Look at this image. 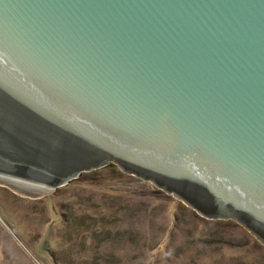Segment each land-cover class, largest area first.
Instances as JSON below:
<instances>
[{
  "label": "water",
  "instance_id": "95a60500",
  "mask_svg": "<svg viewBox=\"0 0 264 264\" xmlns=\"http://www.w3.org/2000/svg\"><path fill=\"white\" fill-rule=\"evenodd\" d=\"M111 166L264 246V0H0V179Z\"/></svg>",
  "mask_w": 264,
  "mask_h": 264
},
{
  "label": "rangeland",
  "instance_id": "374dc122",
  "mask_svg": "<svg viewBox=\"0 0 264 264\" xmlns=\"http://www.w3.org/2000/svg\"><path fill=\"white\" fill-rule=\"evenodd\" d=\"M114 170L84 174L50 193L0 179V264H264V246L234 221L203 219ZM139 192L154 197L138 205ZM73 214L81 225H73ZM88 222L97 231H85Z\"/></svg>",
  "mask_w": 264,
  "mask_h": 264
},
{
  "label": "trees",
  "instance_id": "16d2710c",
  "mask_svg": "<svg viewBox=\"0 0 264 264\" xmlns=\"http://www.w3.org/2000/svg\"><path fill=\"white\" fill-rule=\"evenodd\" d=\"M109 168H113V169H115L114 171H115V173H114V176H117V177H124V175L123 174H120L118 171H117V169L115 168V167H109ZM115 178V177H114ZM74 185V184H73ZM71 189V188H70ZM73 189V188H72ZM71 189V190H72ZM63 191H67L66 189L65 190H63ZM69 191V190H68ZM73 192H77L76 190H74ZM155 193V192H154ZM137 196H139L140 197V199L138 198V197H136L135 198V200L137 201L136 203L138 204V205H141V203L139 204L138 202L139 201H147V198H149V197H154L153 196V194L152 193H150V192H139V194H136ZM143 198H146V199H143ZM135 203H133L131 206H133ZM131 206L129 205L128 207H129V209H131ZM91 209H92V207H91ZM75 213V212H74ZM136 213H138V212H132L131 211V214L132 215H135ZM146 214H148V210H147V212H146ZM80 216H77V217H75V215L73 214V215H71V218H72V220L73 219H75V221H74V224L73 225H76L77 226V223L79 224V225H81V222L80 221H78V220H76V218H79ZM89 224V222L87 223V224H84V225H87V229H85V231H97V228H93L94 226H92V222H91V225H88ZM111 233V232H110ZM109 233V234H110ZM123 232H115L114 234L117 236L118 234H122ZM124 233H128V236H129V240L130 241H132V236L129 234V233H131V231L130 230H126V231H124ZM92 235H93V233H91ZM145 251H147L146 249H145ZM134 263H136L137 264V261L136 262H134Z\"/></svg>",
  "mask_w": 264,
  "mask_h": 264
},
{
  "label": "bare ground",
  "instance_id": "6f19581e",
  "mask_svg": "<svg viewBox=\"0 0 264 264\" xmlns=\"http://www.w3.org/2000/svg\"><path fill=\"white\" fill-rule=\"evenodd\" d=\"M2 180V179H1ZM4 181V180H3ZM6 182V181H5ZM8 183V182H7ZM11 184V183H10Z\"/></svg>",
  "mask_w": 264,
  "mask_h": 264
}]
</instances>
